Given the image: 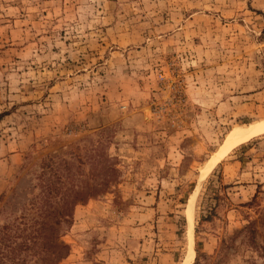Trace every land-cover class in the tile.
Returning <instances> with one entry per match:
<instances>
[{"label": "rangeland", "instance_id": "374dc122", "mask_svg": "<svg viewBox=\"0 0 264 264\" xmlns=\"http://www.w3.org/2000/svg\"><path fill=\"white\" fill-rule=\"evenodd\" d=\"M261 121L264 0H0V230L79 191L57 264H264V135L203 177Z\"/></svg>", "mask_w": 264, "mask_h": 264}, {"label": "trees", "instance_id": "16d2710c", "mask_svg": "<svg viewBox=\"0 0 264 264\" xmlns=\"http://www.w3.org/2000/svg\"><path fill=\"white\" fill-rule=\"evenodd\" d=\"M56 177L60 181L59 176ZM40 184L41 205L38 210L42 214V220L36 227L35 222L27 224L28 220L22 214L15 220L14 230L10 226L1 228L0 264H27V256L34 258L33 264H57L68 255V247L59 241L61 225L70 219V210L64 203L69 198L76 202L81 193L68 189L60 193V187L56 188L49 180L43 179ZM58 195V202L53 204ZM252 224L254 223L247 227L249 234L255 233V230L250 229Z\"/></svg>", "mask_w": 264, "mask_h": 264}, {"label": "bare ground", "instance_id": "6f19581e", "mask_svg": "<svg viewBox=\"0 0 264 264\" xmlns=\"http://www.w3.org/2000/svg\"><path fill=\"white\" fill-rule=\"evenodd\" d=\"M261 135H264V121L257 122L247 129H234L231 131L221 149L215 154L213 159L208 162V166L204 171L203 177L205 174H208L216 165H218L220 161L223 160L233 149ZM191 254L193 255L192 252Z\"/></svg>", "mask_w": 264, "mask_h": 264}]
</instances>
